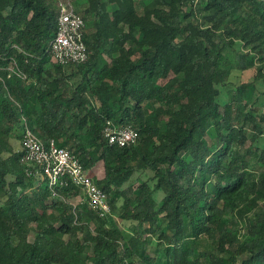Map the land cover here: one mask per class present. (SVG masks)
Here are the masks:
<instances>
[{
	"label": "trees",
	"instance_id": "16d2710c",
	"mask_svg": "<svg viewBox=\"0 0 264 264\" xmlns=\"http://www.w3.org/2000/svg\"><path fill=\"white\" fill-rule=\"evenodd\" d=\"M73 6L88 59L62 66L58 1L0 0V264H264V0ZM26 126L79 159L107 218L22 162Z\"/></svg>",
	"mask_w": 264,
	"mask_h": 264
},
{
	"label": "built area",
	"instance_id": "2783aa9c",
	"mask_svg": "<svg viewBox=\"0 0 264 264\" xmlns=\"http://www.w3.org/2000/svg\"><path fill=\"white\" fill-rule=\"evenodd\" d=\"M59 9L57 35L50 46L52 60L62 66L83 64L88 59L84 41L86 23L71 2L61 4ZM104 136L110 145L121 148L136 144L139 138L135 130L118 128L112 122L107 123ZM23 148L22 162L36 169V175L46 181L53 195L57 196L56 189L70 184L80 190V201L100 218L111 214L106 193L70 151L58 147L53 140L47 145L29 126L23 131Z\"/></svg>",
	"mask_w": 264,
	"mask_h": 264
},
{
	"label": "rangeland",
	"instance_id": "374dc122",
	"mask_svg": "<svg viewBox=\"0 0 264 264\" xmlns=\"http://www.w3.org/2000/svg\"><path fill=\"white\" fill-rule=\"evenodd\" d=\"M57 1H58L59 7H60L61 4L66 5L68 2H71L72 5H73V0H71V1L70 0H57ZM78 2L81 3V4H84L86 2V0H78ZM111 5L113 7H116L115 4H111ZM253 75H254L253 71H249V72H246V73H243V74L238 72V71H235L232 74V76H231L230 82L234 86H239L241 83H246V82L251 81ZM13 144H14L15 149L17 151L21 149V142L13 140ZM150 176H151L150 173L149 174L147 173V174H144V175L142 174V178L143 179H147ZM157 197L160 198V194H158ZM80 200L81 199H79V198L76 199V197H74V198L70 199V202L73 203L76 206V205L79 204ZM82 203H84V202L82 201ZM117 221L119 222V220H117Z\"/></svg>",
	"mask_w": 264,
	"mask_h": 264
},
{
	"label": "crops",
	"instance_id": "0c3cea01",
	"mask_svg": "<svg viewBox=\"0 0 264 264\" xmlns=\"http://www.w3.org/2000/svg\"><path fill=\"white\" fill-rule=\"evenodd\" d=\"M96 176L98 179H103L104 178V170H103V167L102 166H98L95 170H94ZM77 198H81L80 196L76 197ZM81 201H79L80 203Z\"/></svg>",
	"mask_w": 264,
	"mask_h": 264
}]
</instances>
